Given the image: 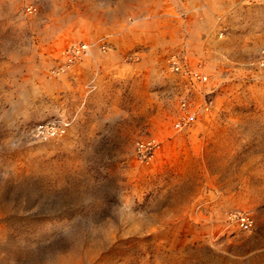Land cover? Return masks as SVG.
<instances>
[{
	"label": "rangeland",
	"instance_id": "374dc122",
	"mask_svg": "<svg viewBox=\"0 0 264 264\" xmlns=\"http://www.w3.org/2000/svg\"><path fill=\"white\" fill-rule=\"evenodd\" d=\"M31 2L0 0V264H264V0Z\"/></svg>",
	"mask_w": 264,
	"mask_h": 264
},
{
	"label": "built area",
	"instance_id": "2783aa9c",
	"mask_svg": "<svg viewBox=\"0 0 264 264\" xmlns=\"http://www.w3.org/2000/svg\"><path fill=\"white\" fill-rule=\"evenodd\" d=\"M27 10H30L28 8ZM104 47V46H102ZM84 51V45H72L69 48V52L73 56L79 55ZM169 67L175 71L180 72L183 75L188 77L189 82L194 84L204 83L207 80V76L201 74L197 70L192 69L184 59L179 57L176 54H172L168 58ZM187 101L182 99L180 102V106L182 109L186 108ZM188 122L187 115H181L179 119L174 123V128L179 129L182 125ZM66 123H57L55 121H48L45 123H37L33 126L32 132L38 137H50L55 135H60L64 133ZM161 141L153 136H147L145 138H140L135 142V157L140 162L148 163L156 151L160 148ZM230 219L234 221L236 226L242 231L251 230L254 226L255 220L254 217L245 211H237L231 214Z\"/></svg>",
	"mask_w": 264,
	"mask_h": 264
},
{
	"label": "crops",
	"instance_id": "0c3cea01",
	"mask_svg": "<svg viewBox=\"0 0 264 264\" xmlns=\"http://www.w3.org/2000/svg\"><path fill=\"white\" fill-rule=\"evenodd\" d=\"M72 0H32L31 4L29 5L32 7V11H36L38 8L39 13H43V11L46 13H59L58 9L60 6H70L69 3ZM31 11V12H32ZM99 40L88 42L90 44V48H93L94 45L98 42Z\"/></svg>",
	"mask_w": 264,
	"mask_h": 264
},
{
	"label": "bare ground",
	"instance_id": "6f19581e",
	"mask_svg": "<svg viewBox=\"0 0 264 264\" xmlns=\"http://www.w3.org/2000/svg\"><path fill=\"white\" fill-rule=\"evenodd\" d=\"M84 45V51H86L87 52V50H88V48H90V44H88V43H85V42H82V43H79V45ZM102 44H103V42H102ZM102 44L100 45V48H102V49H104L105 48V46L104 47H102ZM72 45H75V46H77L78 44H73L72 43ZM71 45V46H72ZM71 46L69 47V48H71ZM71 55V54H70ZM183 115V114H182ZM163 238V237H162Z\"/></svg>",
	"mask_w": 264,
	"mask_h": 264
}]
</instances>
